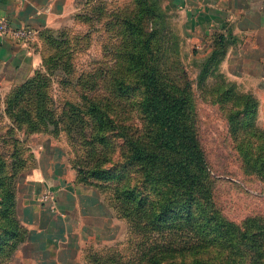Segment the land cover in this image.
<instances>
[{
  "label": "rangeland",
  "instance_id": "obj_1",
  "mask_svg": "<svg viewBox=\"0 0 264 264\" xmlns=\"http://www.w3.org/2000/svg\"><path fill=\"white\" fill-rule=\"evenodd\" d=\"M168 3L86 0L38 31L29 73L0 82V264H44L4 241L8 191L38 138L109 209L91 263L264 264V103L248 110L243 94L259 90L240 65L205 67ZM180 99V131L161 129L154 105ZM136 139L160 160L132 161Z\"/></svg>",
  "mask_w": 264,
  "mask_h": 264
},
{
  "label": "crops",
  "instance_id": "obj_2",
  "mask_svg": "<svg viewBox=\"0 0 264 264\" xmlns=\"http://www.w3.org/2000/svg\"><path fill=\"white\" fill-rule=\"evenodd\" d=\"M86 0H0V20L39 31L69 19ZM184 34L210 53L215 33L230 37L225 60L240 65L248 91L264 103V0H168ZM168 3V6H169ZM36 42L0 31V82L24 77L37 64ZM31 170L16 185V216L26 230L21 249L44 264H92L88 250L105 233L109 209L58 154V144L38 138ZM52 193L53 197L49 194ZM46 195V197H45ZM48 195V196H47Z\"/></svg>",
  "mask_w": 264,
  "mask_h": 264
},
{
  "label": "trees",
  "instance_id": "obj_3",
  "mask_svg": "<svg viewBox=\"0 0 264 264\" xmlns=\"http://www.w3.org/2000/svg\"><path fill=\"white\" fill-rule=\"evenodd\" d=\"M213 45H212V50L210 51V53H208L209 55V60L206 63V68L212 64V61L215 59H219V60H223L226 56L227 53V46L228 44H230V37L228 34L222 33V32H217L214 35L213 38ZM218 60V61H219ZM205 70V68H204ZM243 97L245 99V103L248 105V110L249 108L252 107V105H258V100L254 97L253 94L247 93V94H243ZM184 100L180 99V103L179 104H162L159 103V105H154L155 108V115H153V120L160 125V128L163 129H167L170 131H174V132H179L180 131V121H181V115H174L176 111L179 110L181 103H183ZM174 122L176 123L175 126H172L174 124ZM165 126V127H164ZM172 128H176V129H172ZM178 129V130H177ZM137 140V143H136ZM133 141V145L134 146H138L136 149H133L132 154H131V160L134 162H139L144 164L145 166H149V165H154V163H156L157 161L160 160V155L157 151H155L154 148H151L149 146V144L146 141L140 140V139H136ZM172 141H175L172 139ZM192 147L188 148L187 150H191ZM190 154H193L192 151H190ZM76 181L78 183L81 184H86L85 182H83L79 176V174H77V178ZM133 189L129 188L125 191V193H130L132 192ZM139 202V201H137ZM7 203H8V216H9V220H10V224H11V229H9L10 231H8V233L5 234L4 236V241H12V243L14 244V246L17 248V246L21 245L25 238H26V230L25 228L20 224L17 216H16V187L14 186V184L12 183V185L10 186V190L8 191V195H7ZM137 210V207L135 208ZM14 247V249H15ZM95 254V253H93ZM91 253V255L93 257H96V254L93 255ZM95 259V258H94ZM96 260V259H95ZM97 262V261H96ZM92 263L95 264L94 261H92ZM156 264H160V263H156Z\"/></svg>",
  "mask_w": 264,
  "mask_h": 264
},
{
  "label": "built area",
  "instance_id": "obj_4",
  "mask_svg": "<svg viewBox=\"0 0 264 264\" xmlns=\"http://www.w3.org/2000/svg\"><path fill=\"white\" fill-rule=\"evenodd\" d=\"M0 31L11 33L15 38L20 39L25 43H34L37 40L38 35V31L32 27L13 28L10 27L6 20H0ZM49 196L53 197V194L50 193Z\"/></svg>",
  "mask_w": 264,
  "mask_h": 264
}]
</instances>
